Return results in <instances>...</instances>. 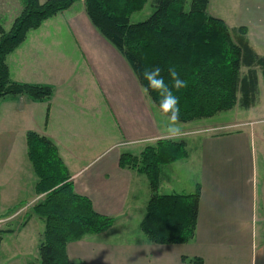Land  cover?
I'll return each instance as SVG.
<instances>
[{
	"label": "crops",
	"instance_id": "1",
	"mask_svg": "<svg viewBox=\"0 0 264 264\" xmlns=\"http://www.w3.org/2000/svg\"><path fill=\"white\" fill-rule=\"evenodd\" d=\"M207 7L229 28L245 27L250 47L264 56V0H208ZM20 12V0H0L4 31ZM87 15L77 0L28 31L6 56L10 80L50 85L53 94L42 102L19 95L0 99V165L7 157L13 166L20 159L16 142L26 153L25 135L34 131L56 146L74 193L114 219L108 230L67 244L74 263L264 264V125L235 118L195 131L199 120L178 122L179 132L172 131L129 63ZM256 72L260 94L264 70ZM245 110L253 119L264 116L256 99ZM159 139L184 141L187 157L162 167L158 194H192L199 184L195 232L185 243L146 238L140 222L150 182L118 164L121 153L138 155Z\"/></svg>",
	"mask_w": 264,
	"mask_h": 264
},
{
	"label": "trees",
	"instance_id": "2",
	"mask_svg": "<svg viewBox=\"0 0 264 264\" xmlns=\"http://www.w3.org/2000/svg\"><path fill=\"white\" fill-rule=\"evenodd\" d=\"M39 1L20 0L21 12L9 30L4 31L0 24V99L19 95L42 102L53 94L50 85L10 80L5 62L28 31L37 29L77 0ZM83 2L92 25L120 51L144 89L148 84L141 75L145 68L160 67L169 88V67H174L180 79L186 81L185 87L172 89L179 100L178 122H195L235 106L248 109L254 105L258 93L256 68L264 70V56L250 47L245 27L229 28L222 19L209 16L208 0H153V12L135 23L130 21V15L141 10L147 0ZM147 93L165 114L168 107L162 108V97L157 91L148 89ZM25 141L26 155L37 177L34 191L43 195L32 211L45 224L37 249L39 261L27 264H85L68 258L67 244L86 234L108 230L114 219L97 213L87 197L74 193L69 172L50 140L28 131ZM186 149L184 141L159 139L138 155L123 152L119 156V167L136 170L150 182L152 195L140 228L154 243H185L194 236L199 184L192 194L157 192L162 167L182 161L187 157Z\"/></svg>",
	"mask_w": 264,
	"mask_h": 264
},
{
	"label": "rangeland",
	"instance_id": "3",
	"mask_svg": "<svg viewBox=\"0 0 264 264\" xmlns=\"http://www.w3.org/2000/svg\"><path fill=\"white\" fill-rule=\"evenodd\" d=\"M152 1L147 0L141 10L132 13L129 17L130 21L135 23L148 18L154 10ZM241 71L244 74L246 68ZM256 104H264V75L261 78V93L256 96ZM249 114L250 111L235 106L229 111H222L210 118L201 119V122H197L201 127L198 126L194 130H201L202 126L207 125L215 126L219 122H228L235 118L249 126L256 123L264 125L261 124L264 123V116L259 115L260 113H257L259 117L256 119H253V116ZM162 115L168 122L169 117L165 114ZM106 119H110V117H106ZM109 128H112L111 125ZM15 145V155L20 159L16 157L12 166L10 160L5 157L2 158V165H0V188L2 187L0 189V264H27L31 261H39L37 249L45 226L43 220L39 219L32 211V206L43 198V195L34 194L32 189L36 176L26 153L20 152L19 143L16 142ZM174 183L173 186L176 188L177 183ZM17 185L26 190L18 192ZM7 206L9 207L6 209Z\"/></svg>",
	"mask_w": 264,
	"mask_h": 264
},
{
	"label": "clouds",
	"instance_id": "4",
	"mask_svg": "<svg viewBox=\"0 0 264 264\" xmlns=\"http://www.w3.org/2000/svg\"><path fill=\"white\" fill-rule=\"evenodd\" d=\"M161 68H145L141 75L148 81L146 91L152 89L157 91V93L162 97L161 106L162 108L167 106L168 111L165 113L169 115L170 128L172 131L178 133V121H179V100L172 94V89H180L186 86V81L181 80L179 73L174 67H169L168 73L172 81V88H169L167 84L164 83L163 76L161 75Z\"/></svg>",
	"mask_w": 264,
	"mask_h": 264
}]
</instances>
